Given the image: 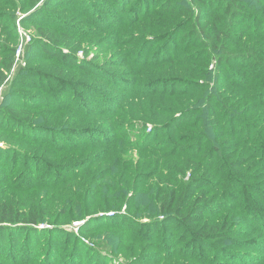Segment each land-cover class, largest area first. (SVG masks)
<instances>
[{
  "label": "trees",
  "instance_id": "trees-1",
  "mask_svg": "<svg viewBox=\"0 0 264 264\" xmlns=\"http://www.w3.org/2000/svg\"><path fill=\"white\" fill-rule=\"evenodd\" d=\"M17 10L39 38L10 80L0 42V264H264V0ZM88 216L100 251L66 229Z\"/></svg>",
  "mask_w": 264,
  "mask_h": 264
},
{
  "label": "rangeland",
  "instance_id": "rangeland-1",
  "mask_svg": "<svg viewBox=\"0 0 264 264\" xmlns=\"http://www.w3.org/2000/svg\"><path fill=\"white\" fill-rule=\"evenodd\" d=\"M38 4H40V3H38ZM46 11H50V9L47 8ZM9 12H11V10ZM25 14L26 13H22L19 10H17L14 13V21H13L14 23L11 26H10V24H11L10 20L0 21V42H3L6 38H12V36H14V38L16 40V43L12 45L14 59H13V63H12L11 69L8 72L9 80L14 78V77H16L17 76L16 73L20 69H25V68L33 69V68H36L35 65L32 62L28 61L27 53H28L29 43L32 42L34 39L39 38V34H38L37 30L34 28V26L32 24H29V25L25 26L22 23H20L21 18ZM55 14L62 15L61 13H55ZM38 18H40V16H38ZM6 25H7V28L5 30H2V27L6 26ZM46 29H49V28L47 26H44L43 30H46ZM8 45L9 44L7 43L5 46L7 47ZM126 45H127V42L126 43L123 42V43L120 44L119 47L120 48H125ZM83 46H84V49L86 50V52H84L83 50H78L77 51V57L79 59H81L83 56H85L89 60H96L98 63H103L107 59L111 58L110 55H105L104 52L99 48L98 45L93 46V44H91V43L87 44V41H86L85 43H83ZM111 47L112 46H109V48H111ZM18 49H19V52H18ZM96 55L99 56L98 59H96ZM7 56H9V55H7V54L2 52L1 61H2L3 58H7ZM36 57L37 56H35L34 58H36ZM50 61L52 62V60H50ZM260 73H261V75H263V72H260ZM19 82H25V81L23 79H21V81L19 80ZM2 88H4V86H2L0 89H2ZM14 89L21 90V92H23L25 94H35V92H36V89L33 88V87H31L29 91H23V87L19 83H17L14 86ZM114 92L115 91L107 90L104 93L106 95H108V94H112L113 95ZM15 100L18 101V97H15ZM31 116H32L31 114L28 115V117H31ZM122 211H124V208H122ZM110 213H112V212L103 213L101 211V212L96 213L93 216H103V215L110 214ZM89 217L90 216L86 217L83 220V223ZM80 223H75V221H74V225L71 224L69 226H66V229L71 230L76 235H79L81 238H83L82 240L84 242H86V243L89 242L88 245L89 244L93 245L92 248H94L95 250H99L101 247L97 243H99L101 240H104L103 239L104 236H101L100 238H98L97 234L98 233H102V232L104 233L106 231H100V232L97 231L96 235H94V237L97 238V239L90 240L89 237H87V235H84L83 233H81V230L79 229V227L83 223H81V224ZM106 249H102L103 252H107ZM108 253H110V252H108Z\"/></svg>",
  "mask_w": 264,
  "mask_h": 264
},
{
  "label": "built area",
  "instance_id": "built-area-1",
  "mask_svg": "<svg viewBox=\"0 0 264 264\" xmlns=\"http://www.w3.org/2000/svg\"><path fill=\"white\" fill-rule=\"evenodd\" d=\"M18 52H19V49H18ZM110 214H111V213H110ZM80 222L83 223V221H75V223H80ZM81 223H80V224H81ZM73 225H74V222H73Z\"/></svg>",
  "mask_w": 264,
  "mask_h": 264
}]
</instances>
